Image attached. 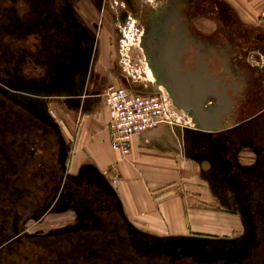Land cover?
I'll list each match as a JSON object with an SVG mask.
<instances>
[{
  "label": "flooded vegetation",
  "instance_id": "flooded-vegetation-1",
  "mask_svg": "<svg viewBox=\"0 0 264 264\" xmlns=\"http://www.w3.org/2000/svg\"><path fill=\"white\" fill-rule=\"evenodd\" d=\"M19 1L24 5L23 10L18 7ZM123 1L130 12L136 14L134 2ZM58 2L0 0V38L3 34L23 40L37 36L40 44L32 43L34 49L30 56L42 61L44 76L48 77L46 81L52 80L54 69L62 66L61 51L65 47L62 40L51 34L52 30H61L59 26L52 28ZM20 11L24 13L20 14ZM212 16H215L219 26L212 30L201 26L211 22ZM141 28L139 44L157 89L162 88L167 93V78L163 69L168 61L176 73L185 74L200 67L203 78H212L216 89L211 91L216 96L206 97V108H216L220 104L221 110L225 109V99L221 97L224 93L231 100V109L221 120L222 129L210 134L209 139L222 153L220 161L224 185L230 183L228 174L232 172L238 174L235 175V181L242 182L240 173L235 171L238 168L236 162L251 158L254 150L264 147V74L252 64V50L256 46L260 49L257 40L261 44L263 39L253 30L242 29L235 20L233 8L224 0H159L158 6L145 12ZM239 36L242 37L239 39ZM250 41L255 45L253 49L249 47ZM174 51L179 53L177 58L172 57ZM5 52H0L3 54L0 62H7L5 77L9 74L7 78L17 82L21 78L17 74L18 58L12 54L9 60ZM12 63L15 66H11ZM204 72H207V76ZM57 88L58 85L47 84L41 90L50 92ZM137 93L146 95L139 90ZM250 122L255 124L244 131ZM60 145L48 119L34 118L32 113L17 104L0 100V264H176L158 261L148 263L140 256L132 258L127 242L125 246H116L115 240L124 234L118 224L126 234H129V228L112 213L108 198L100 190L92 189L96 204L102 200L100 213L105 220L113 218L111 223L116 224L107 227L105 223L102 234L109 235L104 245L101 241L99 243L103 250L107 244L111 250L105 247L107 253H100L102 259L96 252V246L86 245L82 250L75 247L84 242L86 236L97 241L92 233H73L79 234L74 241H66L65 237L26 238L22 235L20 230L23 223L31 215L49 209V196L57 184L63 181L59 162ZM209 148L203 146L202 150L207 153L211 151ZM246 195L245 206L252 208L256 216L262 218L258 220L257 233L262 234V238L259 237L260 246L256 248L257 257L246 264H264L261 258L264 255V176L250 184ZM222 199L227 206L229 202L226 196Z\"/></svg>",
  "mask_w": 264,
  "mask_h": 264
},
{
  "label": "rangeland",
  "instance_id": "rangeland-1",
  "mask_svg": "<svg viewBox=\"0 0 264 264\" xmlns=\"http://www.w3.org/2000/svg\"><path fill=\"white\" fill-rule=\"evenodd\" d=\"M3 1L8 2V0ZM131 1L134 2L136 14L130 12L123 0H59L58 5L56 4L52 28L59 26L61 30H52L51 34L56 36L58 40H62L64 42L62 45L65 47L61 51L62 66L54 69L53 82L52 80L46 81L48 77L44 76L45 67L42 61H36V57L30 56L34 49L32 43L40 44L37 36L33 35L23 40L12 38L6 34L1 35L0 52L1 50L6 51L5 55L9 60L12 54L18 58L17 74L21 78L17 82H12L11 79L7 78L9 74L5 77L4 70L7 62H0V100L7 104H17L32 113L34 118L44 117L48 119L52 123L58 141L61 143L57 124L58 105L53 103V100L56 99L53 96L58 95V88L61 90L62 85H65V81L67 82L68 79H84L87 76L92 65V58L97 54L99 41L100 43L105 42L106 49L112 55L111 67L114 71V86L125 88L133 93H137L139 90L145 92L146 95L156 92L166 95L167 93L162 88L157 89L154 86L155 78L144 60L139 44L144 14L152 7L158 6L159 0ZM18 7L22 9L24 5L19 1ZM23 13L24 11H20V14ZM123 13L125 15L121 20ZM212 17L211 22H205L201 26L208 28V30L219 26L215 16ZM241 37L239 36V39ZM243 40L241 39V41ZM249 45L250 49L255 46L251 41ZM24 49L28 52H24ZM250 49L248 48V51L251 52ZM254 52L256 51L252 50V54ZM252 54L250 55L252 56ZM6 57L4 56V59ZM11 66H15V64L12 63ZM10 74L12 75L11 71ZM58 83L61 88L58 87L50 92L41 90L43 85L53 84L57 87ZM177 115L180 119L179 122L184 119L191 125V130L195 129L194 120L188 112L180 110L177 111ZM253 124L255 123L250 122L245 128ZM195 142L197 146H204L201 141L195 140ZM204 142L216 152V157L221 156L218 148L206 141ZM60 146L62 148L60 149L59 162L63 181L57 184L55 190L51 192L49 209L46 212L43 210L40 214L31 215L23 223L20 231L26 238L52 236L54 238L65 237L66 241H74L79 235L73 234L76 232L92 233L97 241L86 236L84 242L78 240L80 243L75 245L76 249L82 250L86 245H93L97 247L96 252L99 255L101 252L102 254H104L103 252L107 253L106 249L110 251L111 248H108L107 244L105 246L107 248L103 247V250L99 242L101 241L104 245L109 235L102 234L105 230V223L107 227L108 225L114 227L116 224L111 223L113 218L105 220L100 213L99 207H102V200L97 203L98 205L95 202L96 198L94 197L96 196L93 190H101L102 184L97 181L87 182L81 178L75 179L67 174L69 145L61 143ZM253 153L252 159H241L243 161L236 162L240 170L236 168L235 171L240 173L242 182L235 181V175L238 176V174L232 172L228 174L230 183L224 185L222 172L220 173L219 169L216 170L217 174L220 173V192L226 196L229 202L226 209L240 214L242 228L238 233L225 236L205 235L204 237L192 236L187 239H170L133 232L131 229H129V234H126L122 226L118 224L124 234L115 240L116 246H125L124 244L128 243L130 246L128 244L127 246L132 254L130 256L135 259L140 256L143 261L148 263L154 261L174 262L176 264L251 263L253 258L257 257L255 255L256 248H259L261 242L259 237L262 238V234L257 233L258 220H262V218L256 216L252 208L245 206L246 192H248L251 183L258 182L264 176V147H259ZM63 232L69 234H54ZM99 258L102 259V255ZM261 258L264 261V255Z\"/></svg>",
  "mask_w": 264,
  "mask_h": 264
},
{
  "label": "crops",
  "instance_id": "crops-1",
  "mask_svg": "<svg viewBox=\"0 0 264 264\" xmlns=\"http://www.w3.org/2000/svg\"><path fill=\"white\" fill-rule=\"evenodd\" d=\"M224 1L242 29L263 39L261 44L257 40L260 49L256 46L252 62L263 75L264 0ZM98 43L87 76L68 79L53 96L59 140L69 145L67 174L101 183L110 210L133 232L170 239L238 233L240 214L226 209L220 194L221 156L195 145L190 152L182 132L191 128L188 121L160 124L134 136L127 155L110 148L101 94L114 85V71L105 42Z\"/></svg>",
  "mask_w": 264,
  "mask_h": 264
},
{
  "label": "built area",
  "instance_id": "built-area-1",
  "mask_svg": "<svg viewBox=\"0 0 264 264\" xmlns=\"http://www.w3.org/2000/svg\"><path fill=\"white\" fill-rule=\"evenodd\" d=\"M101 95L108 113L110 148L122 155L129 153L134 136L160 124L173 126L180 121V110L161 92L142 95L110 85Z\"/></svg>",
  "mask_w": 264,
  "mask_h": 264
},
{
  "label": "water",
  "instance_id": "water-1",
  "mask_svg": "<svg viewBox=\"0 0 264 264\" xmlns=\"http://www.w3.org/2000/svg\"><path fill=\"white\" fill-rule=\"evenodd\" d=\"M178 56L179 53L174 51L172 57L177 58ZM165 64L167 66L164 67L163 73L167 78L165 87L169 98L179 110L188 112L195 123L194 130H182L184 143L189 144L190 152L193 151L194 144L197 145L195 140L201 141L204 143V146H208L204 142L206 141L218 148V146L210 141L209 135L217 133L222 129L221 120L228 115L231 109V100L224 93L221 97L225 99V109L221 110L220 104H217L216 108H206L204 106L206 97L208 95L216 96L211 91L213 88L216 89L212 78H203L200 67L195 68L194 71H187L185 74H181L171 69L170 62L166 61ZM204 75L207 76V72H204ZM209 147L213 151L211 146ZM218 150L220 151L219 148ZM213 153V157L216 158V152L213 151ZM220 154H222L221 151Z\"/></svg>",
  "mask_w": 264,
  "mask_h": 264
}]
</instances>
